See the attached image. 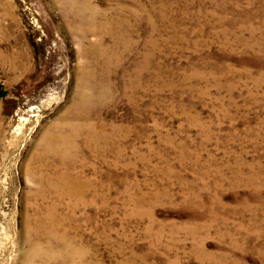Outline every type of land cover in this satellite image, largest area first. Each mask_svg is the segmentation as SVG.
Segmentation results:
<instances>
[{
  "label": "rangeland",
  "instance_id": "374dc122",
  "mask_svg": "<svg viewBox=\"0 0 264 264\" xmlns=\"http://www.w3.org/2000/svg\"><path fill=\"white\" fill-rule=\"evenodd\" d=\"M0 264H264V0H0Z\"/></svg>",
  "mask_w": 264,
  "mask_h": 264
},
{
  "label": "bare ground",
  "instance_id": "6f19581e",
  "mask_svg": "<svg viewBox=\"0 0 264 264\" xmlns=\"http://www.w3.org/2000/svg\"><path fill=\"white\" fill-rule=\"evenodd\" d=\"M75 116L79 117L78 114H75ZM23 120V119H22ZM73 138V137H72ZM74 142V141H72ZM57 144H67L69 146V141H64L61 140L60 138H53L51 140V146L53 148V146L57 145ZM71 144V143H70ZM66 145V146H67ZM58 146V145H57ZM56 146V148H57ZM50 147V146H49ZM61 147V145H60ZM73 148H75L73 146ZM54 149V148H53ZM58 149V148H57ZM65 149V147H64ZM69 149V148H68ZM53 151V150H52ZM57 151V150H56ZM71 151V150H70ZM63 153V152H62ZM56 154V152H55ZM68 154V153H67ZM57 157V155H56ZM59 157V156H58ZM64 157V154H62L60 156V159ZM63 160V159H62ZM64 161V160H63ZM58 175V174H57ZM57 186H58V195L60 197H67V196H72V195H76V194H80L83 193V182H81L79 179H73L70 180L69 178V174L68 173H62L60 175L57 176V182H56ZM57 191V190H56Z\"/></svg>",
  "mask_w": 264,
  "mask_h": 264
}]
</instances>
